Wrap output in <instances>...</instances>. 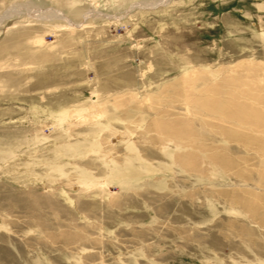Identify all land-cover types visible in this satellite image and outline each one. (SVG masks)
<instances>
[{"label": "rangeland", "instance_id": "rangeland-1", "mask_svg": "<svg viewBox=\"0 0 264 264\" xmlns=\"http://www.w3.org/2000/svg\"><path fill=\"white\" fill-rule=\"evenodd\" d=\"M154 1L0 0V264H264V0Z\"/></svg>", "mask_w": 264, "mask_h": 264}, {"label": "bare ground", "instance_id": "bare-ground-1", "mask_svg": "<svg viewBox=\"0 0 264 264\" xmlns=\"http://www.w3.org/2000/svg\"><path fill=\"white\" fill-rule=\"evenodd\" d=\"M169 0H165V1H154V2H151V3H147V4H144V6H148L149 8H155V7H157V6H159V5H164V4H166L167 2H168ZM23 7H25V6H15V7H12L11 8V13H16V14H20L21 13V8H23ZM29 7V6H28ZM29 10V13L31 14V15H38V12H34V11H32V9H27V11ZM52 14H54V15H52ZM51 15H49V17H59V18H63V19H65V20H67V16H65L62 12H59V11H54L53 13H52ZM48 16V15H47ZM45 17V16H44ZM48 18V17H47ZM191 75V74H190ZM239 78V76L238 77H236V75H232L231 77H229L230 78V80L231 79H233V78ZM186 78H187V76H186ZM253 84H255V83H253ZM253 84H252V88H251V91H257V89L258 88H255V87H253ZM232 85V84H231ZM242 86V84H240V87ZM256 86V85H255ZM258 86V85H257ZM222 91V90H221ZM248 99V98H247ZM235 101H238L237 100V98L236 99H234ZM245 101V100H244ZM232 102V101H231ZM241 102L243 103V99H241ZM240 102V103H241ZM229 104H230V102H228ZM232 106H233V102H232ZM249 109L251 110L250 112H254V113H256V115L258 116V117H260L261 118V120H262V125L261 126H259L260 128H263L264 129V111L263 110H261L260 108H253V107H249ZM215 110H217V109H215ZM238 110V109H237ZM260 114V115H259ZM226 117H225V122H226V125H228V126H226L227 128H229V129H231V126H233L234 125V123L236 122L237 124H235V126L234 127H240V124L241 123H243L245 120H246V118H247V116L245 115V113L243 112V111H236V110H233L232 108L231 109H227L226 110V113L224 114ZM157 121V120H156ZM159 122V121H158ZM261 136L262 137H264V135H260V137L259 138H261Z\"/></svg>", "mask_w": 264, "mask_h": 264}]
</instances>
